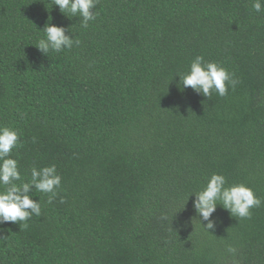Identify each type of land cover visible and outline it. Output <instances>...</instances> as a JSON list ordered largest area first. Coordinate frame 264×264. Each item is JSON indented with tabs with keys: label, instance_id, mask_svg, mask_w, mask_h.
I'll use <instances>...</instances> for the list:
<instances>
[{
	"label": "trees",
	"instance_id": "trees-1",
	"mask_svg": "<svg viewBox=\"0 0 264 264\" xmlns=\"http://www.w3.org/2000/svg\"><path fill=\"white\" fill-rule=\"evenodd\" d=\"M253 2L98 0L84 28L52 0H0V126L19 135L24 181L53 164L61 176L51 204L31 192L41 215L26 229L0 225V264H233L228 245L238 264H264V203L246 219L217 205L209 233L189 196L217 173L264 201ZM49 18L79 44L42 55L33 45ZM197 56L233 73L235 89L182 90L176 75Z\"/></svg>",
	"mask_w": 264,
	"mask_h": 264
},
{
	"label": "clouds",
	"instance_id": "clouds-1",
	"mask_svg": "<svg viewBox=\"0 0 264 264\" xmlns=\"http://www.w3.org/2000/svg\"><path fill=\"white\" fill-rule=\"evenodd\" d=\"M52 3L69 19L79 17L81 26L84 28L88 27L89 21H94L97 17L95 8L98 0H52ZM252 7L257 13L264 12V0H254ZM40 31L44 35L33 46L44 56H48L50 51L59 53L65 49H71L74 43L79 44V40L66 35L64 27L52 24L51 18ZM176 76H179V86L182 90L191 88L195 93L207 98H210L213 92L224 97L228 94L229 87L235 89L238 83L233 73L217 62L205 61L203 56L195 57L188 68ZM18 141L19 135L15 130L0 126V186H2L0 225L13 223L26 229L27 221L33 215H41L40 202L32 198L31 192L34 189L49 194L47 203L51 204L61 187V176L53 164L40 169L33 167L30 180L24 181L18 168V161L11 157V152ZM192 195L195 197L193 200L195 213L200 217V223L207 222L203 226L207 232L214 230L216 226L212 214L217 205L222 206L232 217L246 219L251 217L252 208L260 207L264 203L250 187L243 183L228 185L225 176L217 173H213L207 179L202 190L189 196ZM161 219H167V217L162 216ZM4 238L6 236L0 229V239ZM227 253L231 255L233 264H238L235 259L237 249L228 245Z\"/></svg>",
	"mask_w": 264,
	"mask_h": 264
}]
</instances>
